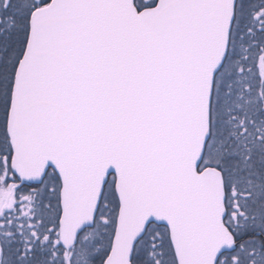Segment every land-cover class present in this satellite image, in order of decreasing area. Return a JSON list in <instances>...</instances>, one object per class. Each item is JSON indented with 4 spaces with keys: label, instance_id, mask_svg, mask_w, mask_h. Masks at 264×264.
Listing matches in <instances>:
<instances>
[{
    "label": "snow or ice",
    "instance_id": "obj_1",
    "mask_svg": "<svg viewBox=\"0 0 264 264\" xmlns=\"http://www.w3.org/2000/svg\"><path fill=\"white\" fill-rule=\"evenodd\" d=\"M0 264H264V0H0Z\"/></svg>",
    "mask_w": 264,
    "mask_h": 264
}]
</instances>
